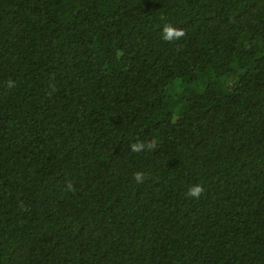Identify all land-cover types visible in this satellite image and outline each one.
Returning a JSON list of instances; mask_svg holds the SVG:
<instances>
[{"label": "trees", "instance_id": "1", "mask_svg": "<svg viewBox=\"0 0 264 264\" xmlns=\"http://www.w3.org/2000/svg\"><path fill=\"white\" fill-rule=\"evenodd\" d=\"M0 264H264V0H0Z\"/></svg>", "mask_w": 264, "mask_h": 264}, {"label": "clouds", "instance_id": "2", "mask_svg": "<svg viewBox=\"0 0 264 264\" xmlns=\"http://www.w3.org/2000/svg\"><path fill=\"white\" fill-rule=\"evenodd\" d=\"M163 19V17H161ZM185 31L182 29L175 28L172 24H165L162 32V38L166 42H172L175 40H180L185 36ZM7 87H15V82L12 80L7 81ZM157 147V139L153 137L150 140H140L137 138L135 143L130 144V149L134 153H140L143 151H153ZM133 178L137 183H143L146 174L142 171H137L133 174ZM205 193V187L203 183L191 185L187 190V197L195 200H199Z\"/></svg>", "mask_w": 264, "mask_h": 264}]
</instances>
